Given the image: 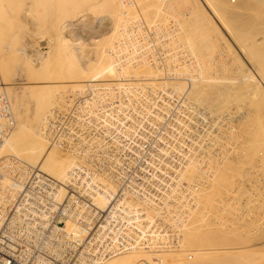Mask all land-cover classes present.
<instances>
[{"label":"bare ground","instance_id":"1","mask_svg":"<svg viewBox=\"0 0 264 264\" xmlns=\"http://www.w3.org/2000/svg\"><path fill=\"white\" fill-rule=\"evenodd\" d=\"M202 2L0 0V95L12 117L0 147V210L16 196L22 165L58 184L56 208L69 186L90 198L75 208L91 200L95 232L76 226L79 213L63 229L69 242L91 243L90 264H264V0ZM25 31L48 41L39 37L47 43L27 55ZM21 75L26 82L15 83ZM204 105L217 110L205 115ZM170 110L169 125L198 152L174 143L171 154L183 158H158L142 186L121 188L116 156ZM59 117L69 132L95 123L87 142L83 133L53 138ZM101 146L116 165L91 171L105 162Z\"/></svg>","mask_w":264,"mask_h":264},{"label":"built area","instance_id":"2","mask_svg":"<svg viewBox=\"0 0 264 264\" xmlns=\"http://www.w3.org/2000/svg\"><path fill=\"white\" fill-rule=\"evenodd\" d=\"M8 106V100L0 95V147L12 130L10 125L11 110ZM65 124L61 117L54 125L52 124L53 138L63 136L66 139L74 136L75 133L80 135L76 129L69 132V127ZM105 149L104 146H101L98 151L102 154L103 150V153L107 152ZM132 153L135 154L134 151ZM127 154L128 151L122 157L116 156V159L121 162V165L117 166V171L126 175L120 187L142 186L153 169L148 167L149 165L138 162L137 159L135 162H128ZM110 156V158H115L112 153ZM103 157L106 158L105 162L100 165L96 164L93 168L89 167L91 171L103 167L113 168L116 165L114 161L107 159V155H103ZM84 164L80 163L79 165L84 166ZM23 167L17 165L14 171L16 176L14 174L13 186L17 188L16 196L7 201L0 210L2 222L0 226V264H90L93 257L90 253L93 250L91 243L86 239L82 243L69 242L63 231L66 222L74 220L75 214L79 213V220L75 219L76 226H90L92 223V226L86 227V229L95 232L99 226L95 225L91 200L87 202L89 208L84 207L82 200L90 198L83 191L81 193L79 191L76 196L72 186H69L67 193H70V196L67 194L56 208L53 193L57 191L58 184L35 169L22 171ZM82 195H84L81 199L82 207L76 212L75 203ZM65 214L67 215L65 216ZM45 216L48 217L47 223L40 225L45 220ZM88 250L90 251L87 252ZM78 258H80L79 261H77Z\"/></svg>","mask_w":264,"mask_h":264},{"label":"rangeland","instance_id":"3","mask_svg":"<svg viewBox=\"0 0 264 264\" xmlns=\"http://www.w3.org/2000/svg\"><path fill=\"white\" fill-rule=\"evenodd\" d=\"M201 2H202V0H200ZM230 2H231V4H239V3H241V0H239V1H237V0H229ZM235 1V2H234ZM237 1V2H236ZM252 2H253V0H251ZM239 2V3H238ZM203 3V6H204V8H205V10L209 13V15L211 16V18L214 20V16H213V14H212V12L209 10V8L204 4V2H202ZM236 4L233 6V8H236L235 6H236ZM252 4V3H251ZM241 6V5H240ZM240 6H237V7H240ZM211 12V13H210ZM244 20V19H243ZM215 21H217V19L215 18ZM32 25V24H31ZM30 25V27H36V26H34V25H32L31 26ZM29 26L27 25V28H28ZM29 27V28H30ZM37 28V27H36ZM33 29H35V28H33ZM28 30V29H27ZM26 30V31H27ZM36 30V29H35ZM25 31V33H26V36H28V37H26V36H24L23 35V37H22V39H23V41H22V43H24L26 46H28V47H25V45L23 46V48H26V52H25V49H24V52L27 54L28 52H29V54H27V55H30L31 53L33 54V52H34V54L38 51V50H41L40 48H41V46H45V44L47 43V41H48V38H44L45 36H47V35H45L44 37L43 36H39V34H38V36L36 37V36H34V40H33V32H30V31H28L29 33H32V35L31 34H29V33H27ZM33 31V30H32ZM35 32L36 31H34V35H35ZM24 33V34H25ZM38 32H36V34H37ZM27 34H29V35H27ZM24 37H25V39H24ZM40 37V39L41 38H43V39H41V40H47V41H41L40 39H38ZM229 37H227V39H228ZM36 39H37V41H36ZM25 40H27L26 42H25ZM38 40H40V41H38ZM229 40V42H230V44L233 46V48L238 52V49L236 48V45H235V43H234V41L233 40H231V38H229L228 39ZM21 43V44H22ZM31 43V44H30ZM87 43V42H86ZM34 45V46H33ZM33 48H32V47ZM29 48H31V49H29ZM37 49V50H36ZM35 50V51H34ZM32 51V52H31ZM35 65H37V64H35ZM22 78V79H21ZM22 80V81H21ZM18 82L21 84V83H25L26 82V80H25V77L24 76H22L21 75V77H19L18 79H17V81L15 82V83H17L18 84ZM68 94V93H67ZM67 94H66V96H65V92L62 94V98H63V100L65 101L64 103L65 104H68V103H70L71 102V98H72V94H70L69 96H67ZM66 97V98H65ZM68 97V98H67ZM70 98V99H69ZM169 99V98H168ZM67 101V102H66ZM208 105H209V102H208ZM207 107V108H206ZM210 106H206V105H204V106H202V108H203V110L205 111L204 113H205V115H209V111L211 110V111H216L217 109H215V108H209ZM202 108H200L201 110H202ZM171 109V108H170ZM210 109V110H209ZM214 109V110H213ZM207 110V111H206ZM213 113V112H212ZM173 115V113L171 114V110H170V112L169 113H167V114H164L161 118H162V120H160L158 123H159V126L157 127V125H155L154 127L153 126H149L148 125V123H146L144 126H145V128H144V130H142L141 131V129H139V134H144L145 135V138H142V137H139V139L137 138H135V141H137L138 140V142L135 144V146H134V144H133V146L131 147L132 148V150L135 152V150H136V152L138 153L137 155L136 154H134V153H132V152H128V154H127V160H128V162H135V159H137V161L138 162H140V163H142V164H144V165H149V166H151V167H154V169L156 170V172H157V169L155 168V166L154 165H157V163L159 164V160H158V158L159 159H161V164H162V162L163 163H166V164H170V163H174L175 162V157L174 156H177L178 155V157H180V158H183V156H182V154L181 153H173L174 155H172L171 153L173 152V150H170V148H171V146H175V145H177L176 147L178 148V149H181V151L182 150H184V152L186 151V152H188V149L192 146V148L194 149V147H196V149L198 148L197 146L198 145H196L195 144V142H193L194 141V139H188V138H183V139H179L180 137L176 134L177 132H175V129L174 128H172L171 127V125H173V123H174V121H173V119H172V117L171 116ZM220 121V120H219ZM219 121H217L218 123H219ZM86 122H80V124H81V126L82 125H85V128L83 129V131L86 133V134H88V136H90V132H88L89 130L91 131V132H93V129H92V126H94V124L91 122V125H90V123H86V124H89V125H86L85 124ZM167 123V124H166ZM79 124V125H80ZM169 124H171V125H169ZM187 124V127L189 126V124L188 123H186ZM191 125L192 126H194V127H197L196 126V124H194V123H192L191 122ZM89 126V127H88ZM91 126V127H90ZM148 126V127H147ZM167 126V127H166ZM170 126V127H169ZM177 126H179V124L177 123ZM84 127V126H83ZM146 127H147V129H146ZM87 128V129H86ZM91 128V129H90ZM198 128V127H197ZM89 129V130H88ZM200 129V128H199ZM98 130V129H97ZM95 131L96 133H99V135H98V138H99V136H101L102 137V134H101V132H102V130H98V131ZM185 129H182V132L184 131ZM164 131V132H163ZM148 132H150V133H148ZM165 132H167V134H173V137L172 138H167L168 137V135L167 134H165ZM80 133H83L82 131L80 132ZM85 133H83V135H82V137L84 138V134ZM189 134H190V131L188 132ZM86 134H85V137H86V142H87V139H88V137L86 136ZM163 134V135H162ZM160 136H161V138H162V136H164L163 138H167L166 140L165 139H159L160 138ZM74 137V136H73ZM77 137V136H76ZM176 137V138H175ZM160 140V141H158V139ZM176 140H175V139ZM100 139V138H99ZM177 139H178V141H177ZM155 140L157 141V142H155ZM163 140V141H162ZM165 142H168L167 144L165 143ZM177 142V143H176ZM184 142V143H183ZM197 142V141H196ZM65 143V142H64ZM138 143H140L139 145H138ZM164 143V144H163ZM172 143H173V145H172ZM174 143H175V145H174ZM182 143H183V145H182ZM66 144V143H65ZM171 144V145H170ZM180 144V145H179ZM60 145H62V146H60ZM64 144H59V147H60V150H61V152H63V154H66V152H67V154L68 153H70V151H69V149H68V147H66L65 145L63 146ZM157 145L158 146H160V147H157ZM170 145V146H169ZM182 145V146H181ZM185 145H187V146H185ZM190 145V146H189ZM196 145V146H195ZM180 146V147H179ZM189 146V147H188ZM66 147V148H65ZM164 147V149H168L167 150V154H164V153H162L161 152V148H163ZM186 148V149H185ZM67 149V150H66ZM138 149V150H137ZM196 149H194V150H196ZM193 150V151H194ZM195 152H198L197 150L195 151ZM168 153H169V155H168ZM177 154V155H176ZM189 154H190V152L187 154V156H189ZM73 155V154H72ZM152 156H154V157H152ZM76 157V156H75ZM149 162V163H148ZM151 162H155L154 164H152ZM160 165V164H159ZM155 172V173H156ZM151 173H154V171H151L150 172V174ZM154 173V174H155ZM170 173H172V171H167V174H170ZM149 174V175H150ZM158 174H159V172H158ZM164 176V175H163ZM166 176V175H165ZM152 178H150V180H151ZM153 179H155V178H153ZM155 191V190H154ZM154 191L152 192V193H154ZM218 245V244H217Z\"/></svg>","mask_w":264,"mask_h":264}]
</instances>
